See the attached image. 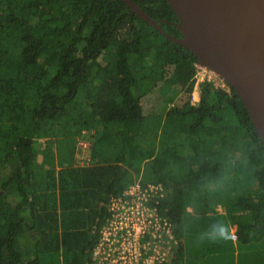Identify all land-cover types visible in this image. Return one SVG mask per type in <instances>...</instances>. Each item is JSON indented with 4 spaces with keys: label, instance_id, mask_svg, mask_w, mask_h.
<instances>
[{
    "label": "trees",
    "instance_id": "16d2710c",
    "mask_svg": "<svg viewBox=\"0 0 264 264\" xmlns=\"http://www.w3.org/2000/svg\"><path fill=\"white\" fill-rule=\"evenodd\" d=\"M134 1L181 36L168 0ZM197 61L123 0H0V264H91L109 196L137 180L164 183L176 224L175 167L200 189L232 168L239 138L264 190V143L235 89L203 81L192 103ZM148 99L165 102L162 128ZM82 128L94 129L87 166ZM233 204L239 237L263 227L264 201Z\"/></svg>",
    "mask_w": 264,
    "mask_h": 264
},
{
    "label": "water",
    "instance_id": "95a60500",
    "mask_svg": "<svg viewBox=\"0 0 264 264\" xmlns=\"http://www.w3.org/2000/svg\"><path fill=\"white\" fill-rule=\"evenodd\" d=\"M123 1L235 89L264 143V0H168L181 36L168 33L134 0Z\"/></svg>",
    "mask_w": 264,
    "mask_h": 264
},
{
    "label": "built area",
    "instance_id": "2783aa9c",
    "mask_svg": "<svg viewBox=\"0 0 264 264\" xmlns=\"http://www.w3.org/2000/svg\"><path fill=\"white\" fill-rule=\"evenodd\" d=\"M195 68L197 83L210 81L230 91L231 85L209 67L197 61ZM91 148V141L81 135L76 145V165L90 164ZM166 197L163 183L143 184L140 180L110 195L107 216L91 250V264H173L181 241L174 220L161 210Z\"/></svg>",
    "mask_w": 264,
    "mask_h": 264
},
{
    "label": "crops",
    "instance_id": "0c3cea01",
    "mask_svg": "<svg viewBox=\"0 0 264 264\" xmlns=\"http://www.w3.org/2000/svg\"><path fill=\"white\" fill-rule=\"evenodd\" d=\"M200 90V83H197L196 81L192 91V103H196L200 100ZM193 97L195 99H193ZM162 110V112L159 111L160 113L156 120H153L152 118L148 119V122L151 123V127L155 125L154 129L159 127V121H161L160 128L164 125L165 109ZM83 130L88 132L83 133ZM168 130H174L171 124H169ZM81 135H84L93 144L94 129L82 128L79 138ZM184 135L185 133L178 134L180 141L184 140ZM242 141H244L242 138L237 140L238 145L236 150L239 149L240 155H237L235 159L230 161L232 168L227 170L228 174L222 175L221 172L218 178L214 181H218L221 176H229L231 179L237 177L238 170L235 166L238 165L239 161L245 160V162H247L245 168L253 171L246 155H244L248 150L249 141L247 139H245L244 142ZM38 160L40 161V158ZM187 172L188 168L185 167L184 164H181L175 167L173 173L176 178H183L186 180L182 185V196L175 202L174 206V210L179 216L177 219L178 221L176 222V231L181 241L179 249L174 255V257L176 255L178 257V264H214L213 260H218L219 262L222 261L221 264H264V225L263 227L260 226L261 219L258 224L256 221L251 223L247 228L246 235L242 234V237H239L237 234L238 222L236 217L238 215L242 216L244 212L242 207H235L233 204L239 199L263 202L264 190L261 185L260 187L255 185V188L241 190L234 189V191L229 186L226 188V191L224 188H215V191L210 190L212 193H216L217 196L220 193L228 194L225 198L218 196L219 199L215 202L213 209H211L206 203V212H204V210L200 211V209H194L197 207L194 204L189 203L186 207L183 204L187 194L191 195V191L197 193L201 190V188L198 189L193 187L187 182ZM156 183L163 182L159 181ZM168 192L169 189L167 188V197ZM230 192L231 195L229 196ZM218 220H226L231 223L234 229L235 239L227 242L205 239L203 242H198V237L209 229L210 226L215 225Z\"/></svg>",
    "mask_w": 264,
    "mask_h": 264
},
{
    "label": "rangeland",
    "instance_id": "374dc122",
    "mask_svg": "<svg viewBox=\"0 0 264 264\" xmlns=\"http://www.w3.org/2000/svg\"><path fill=\"white\" fill-rule=\"evenodd\" d=\"M149 100V99H148ZM164 101H156V100H152L150 99L149 102H146V109H147V113L148 119H153L156 120L158 114L160 113L159 111H163L162 109H165V105H164ZM187 119V118H184ZM233 122L236 120V118L232 117ZM187 120H190L189 118ZM192 121V120H191ZM81 155H79L80 157ZM247 162H245V160L243 161H239L238 165H236L235 167H237L238 170V176L235 178H229V176H221V178L218 181H212L208 184H206L205 186H203L200 190V192L197 193H193L191 195L187 194L185 200L183 201L184 206L186 207L187 205L190 204H194L195 206H197L196 210L202 211L204 210V212H206L205 209V204L207 203L211 209H213L214 204L216 201H218L219 197L218 196H222L223 198H225L227 196L228 193H220L218 196L216 193H212L210 190L215 191V188L221 189L224 188L226 191V188L229 186L232 188V190L234 191V189H248V188H255V185L260 187V182L257 179V177L255 176L253 171H250L248 169L245 168ZM246 169V170H245ZM222 175H226L228 174V171H224L221 173ZM256 191V190H255ZM188 192V191H186ZM231 195V192L229 193V196ZM208 228V226H207ZM206 259V258H205ZM214 264H221L222 261H218V260H213Z\"/></svg>",
    "mask_w": 264,
    "mask_h": 264
},
{
    "label": "clouds",
    "instance_id": "9594fccd",
    "mask_svg": "<svg viewBox=\"0 0 264 264\" xmlns=\"http://www.w3.org/2000/svg\"><path fill=\"white\" fill-rule=\"evenodd\" d=\"M205 239L224 242L234 240V229L230 222L218 220L215 225L210 226L209 229L198 237V242H203Z\"/></svg>",
    "mask_w": 264,
    "mask_h": 264
}]
</instances>
